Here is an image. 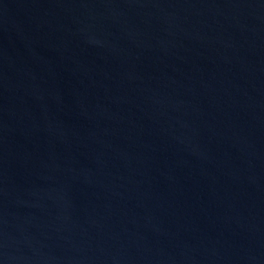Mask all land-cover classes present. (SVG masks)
Instances as JSON below:
<instances>
[{
    "label": "water",
    "instance_id": "obj_1",
    "mask_svg": "<svg viewBox=\"0 0 264 264\" xmlns=\"http://www.w3.org/2000/svg\"><path fill=\"white\" fill-rule=\"evenodd\" d=\"M0 264H264V0H0Z\"/></svg>",
    "mask_w": 264,
    "mask_h": 264
}]
</instances>
